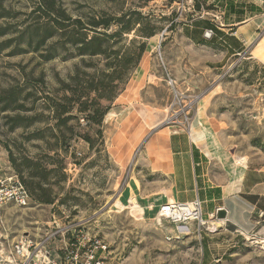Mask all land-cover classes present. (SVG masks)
I'll return each instance as SVG.
<instances>
[{"label": "rangeland", "instance_id": "obj_1", "mask_svg": "<svg viewBox=\"0 0 264 264\" xmlns=\"http://www.w3.org/2000/svg\"><path fill=\"white\" fill-rule=\"evenodd\" d=\"M0 2L7 13L0 25L8 26L0 36V92L14 90L17 97L0 110V181L31 184L36 194L29 208L2 210V258L21 239L44 236L49 226L50 234L58 232L50 247L59 252L71 238L66 228L78 225V240L106 246L104 264H202L207 228L219 223L178 230L143 214L136 198L141 212L133 200L129 205L130 177L144 168L142 138L136 140L152 127L190 133L167 125L171 111H180L181 122L189 112L190 124L196 121L217 155L264 167V64L248 52L216 70L206 53L186 44L183 24L216 13L208 0H55L51 14L66 28L55 25L43 44L29 36L38 22H47L37 19V0ZM111 18L124 22L91 27L94 19ZM126 24L130 30L122 31ZM95 36L102 40L99 55L82 53L72 42ZM259 56L264 59V43ZM132 83L140 103L155 110L144 117L149 126L133 107L126 106L129 116L118 106ZM39 188L50 204L39 201ZM240 254L244 264H264V246L247 244Z\"/></svg>", "mask_w": 264, "mask_h": 264}, {"label": "crops", "instance_id": "obj_2", "mask_svg": "<svg viewBox=\"0 0 264 264\" xmlns=\"http://www.w3.org/2000/svg\"><path fill=\"white\" fill-rule=\"evenodd\" d=\"M208 3L218 12L183 24L186 44L206 53L209 56L206 63L216 70L227 68L235 58L248 52L256 54L255 58L264 64L259 56L264 43V0H208ZM207 30L214 32L211 41L204 39ZM145 64L142 62L138 76ZM131 85L118 99V106L124 112H128L126 106L133 107L134 113L148 125L144 117L155 110L148 111L140 103L141 91ZM196 127V121L190 126L191 133L174 130L176 127L161 130L152 127L144 137L143 133L138 136L136 141L142 138L139 146L144 168L130 177L129 205L136 198L145 210L143 214L156 217L164 204L199 200L207 226L220 225L216 230L207 228L202 264H244L245 257L240 253L247 243L241 233L250 237L256 233L258 223H264L259 218L260 213L264 214V167L241 165L217 155ZM118 199L122 203L121 197ZM219 211L226 212L225 219L218 218ZM258 235L263 236L264 231Z\"/></svg>", "mask_w": 264, "mask_h": 264}, {"label": "built area", "instance_id": "obj_3", "mask_svg": "<svg viewBox=\"0 0 264 264\" xmlns=\"http://www.w3.org/2000/svg\"><path fill=\"white\" fill-rule=\"evenodd\" d=\"M213 37L214 32L212 30L204 32L206 41H211ZM188 115L189 112L185 115L184 122H181L182 114L180 111L173 113L171 111L169 114L170 122L173 123L171 125H182V128H187L190 131L191 124ZM33 203L30 193L19 181H0V214L8 205L26 209L31 207ZM156 218L160 223L166 222L178 230L184 229L190 224H197L199 228L207 226L206 220L203 218L202 203L199 200L192 203L164 204L158 209ZM259 218L264 219V214L260 213ZM258 225L260 226L261 223ZM81 227L70 225L66 228L64 233L71 235V238L68 239L69 242L64 243V248L57 252L50 245L58 236V232L50 234L49 226L44 236L38 239L27 237L13 245L7 256L8 259L4 260L2 258L4 255L0 252V264H104L100 253L106 252V246L100 240L86 239V237L82 241L78 240L75 232L77 228ZM258 232L249 235L250 237L242 232L241 236L247 244L264 246V239H260Z\"/></svg>", "mask_w": 264, "mask_h": 264}, {"label": "trees", "instance_id": "obj_4", "mask_svg": "<svg viewBox=\"0 0 264 264\" xmlns=\"http://www.w3.org/2000/svg\"><path fill=\"white\" fill-rule=\"evenodd\" d=\"M55 5L56 2L55 0H37V13L40 14V16L37 18L38 20L42 19H46L47 22L42 23V22H38V26L36 27V29L33 30L32 33H30V37L31 38H36L38 40V42L40 44L45 43L47 40L50 39V37H52V32H53V27H55V25H57L58 27L65 29L66 27L64 26L65 24H63L62 22H60L59 20H57L56 18L53 17V15L51 13L55 12ZM7 17V13L5 12V10L2 7V4L0 2V21L4 20ZM61 17L64 19V21H71V19L69 17H67L64 14H61ZM124 21H122V19H102L101 21H96L95 19L91 22V27L93 29H98L100 27H103L105 29H108L112 23H123ZM51 23V25H50ZM76 25L81 26L82 24L81 22H77ZM7 28L8 26H4V25H0V36H4L7 33ZM87 28H81V30H86ZM129 27L128 24H126L125 26H123L122 31H129ZM94 31V30H91ZM95 32V31H94ZM71 35L72 33L69 32ZM101 38L99 36H95L92 39H90L89 41H87L86 38L82 39V40H72L73 43H78L80 45H82L81 50L82 53L88 54V55H99L101 54L102 50H101ZM144 48V47H143ZM17 101V97L15 96V91L14 90H10V91H3L0 92V105L3 104V106H1V111L5 112L7 111V109H10V107L15 103L16 104ZM25 185V184H24ZM28 192L30 193L33 202L34 200H36V194L34 192L33 189H31V184L27 186H24ZM40 189V195L38 196V199L40 202L44 203V204H50V198L48 196L47 191Z\"/></svg>", "mask_w": 264, "mask_h": 264}, {"label": "bare ground", "instance_id": "obj_5", "mask_svg": "<svg viewBox=\"0 0 264 264\" xmlns=\"http://www.w3.org/2000/svg\"><path fill=\"white\" fill-rule=\"evenodd\" d=\"M171 121V118L170 117H168V119H167V125H171V124H173V123H171L170 122ZM178 124V123H177ZM173 126V125H172ZM181 127H183L182 125H180ZM192 131H191V129H190V133H191ZM196 137H197V135H196ZM196 139V138H195ZM198 140V139H197ZM116 202V201H115ZM115 202L113 203V206H114V204H115ZM132 206L135 208V211H137L138 213L139 212H141L140 211V209L138 208V206H136V202L133 200L132 201ZM159 222V221H158ZM206 225H207V223H206ZM260 249V248H259Z\"/></svg>", "mask_w": 264, "mask_h": 264}, {"label": "water", "instance_id": "obj_6", "mask_svg": "<svg viewBox=\"0 0 264 264\" xmlns=\"http://www.w3.org/2000/svg\"><path fill=\"white\" fill-rule=\"evenodd\" d=\"M218 218L219 219H225L226 218V212L225 211H219L218 212Z\"/></svg>", "mask_w": 264, "mask_h": 264}]
</instances>
